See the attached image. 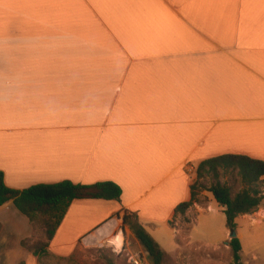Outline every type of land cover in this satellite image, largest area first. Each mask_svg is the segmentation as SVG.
I'll return each mask as SVG.
<instances>
[{
  "label": "crops",
  "instance_id": "0c3cea01",
  "mask_svg": "<svg viewBox=\"0 0 264 264\" xmlns=\"http://www.w3.org/2000/svg\"><path fill=\"white\" fill-rule=\"evenodd\" d=\"M223 155L264 161V0H0L6 186L111 183L122 192L73 201L42 261L22 247L29 219L7 203L0 264L68 260L108 243L126 215L168 255L178 247L172 224L195 214L193 226L219 235L196 245H229L212 194L176 215L198 166ZM235 225L252 255L240 263L264 264V203Z\"/></svg>",
  "mask_w": 264,
  "mask_h": 264
},
{
  "label": "trees",
  "instance_id": "16d2710c",
  "mask_svg": "<svg viewBox=\"0 0 264 264\" xmlns=\"http://www.w3.org/2000/svg\"><path fill=\"white\" fill-rule=\"evenodd\" d=\"M197 181L191 188V201L181 204L176 215L185 213L198 202L202 190L208 191L224 210L227 228L235 230L240 216L255 213L264 203V161L246 156L223 155L203 161L196 170ZM210 177L214 183L202 188L200 181ZM236 180L240 191L233 196V188L222 180ZM121 189L111 183L92 186L61 182L53 185H36L24 191L8 188L0 172V208L13 201L17 210L26 216L33 229L31 238L22 242V247L41 261L49 257V248L71 203L82 199L119 200ZM124 226L148 253L150 264H163L167 253L140 225L135 216L124 217ZM42 231L44 240L36 239L35 231ZM233 264H241L242 246L238 238L229 243Z\"/></svg>",
  "mask_w": 264,
  "mask_h": 264
},
{
  "label": "rangeland",
  "instance_id": "374dc122",
  "mask_svg": "<svg viewBox=\"0 0 264 264\" xmlns=\"http://www.w3.org/2000/svg\"><path fill=\"white\" fill-rule=\"evenodd\" d=\"M197 181V176L195 182ZM228 182L233 188V196L240 191L238 182L231 178L222 180ZM202 188H209L214 181L210 177H205L200 182ZM202 192H208L202 190ZM209 193V192H208ZM202 203H206V199L198 198ZM221 217L220 215H216ZM197 219V215H191L189 218L182 217L174 221L172 227L176 230L178 247L176 252L171 255H166L163 264H233V255L229 245H222L218 249H207L203 246L196 245L198 243H214L217 241V232L215 231L212 236L206 230L208 226H193ZM220 226H214L219 228ZM195 231L192 232V229ZM119 243L124 244V251L119 254L114 251V246L105 243V241L88 247L83 245L82 248L68 260L55 261L54 264H131L130 256L140 254L146 256L148 261V253L144 251L140 243L135 239L129 228L120 226L118 230ZM36 239L44 240L42 231L37 229L35 231ZM117 234H115L116 236ZM230 238V237H229ZM97 240H99L97 238ZM230 240V239H229ZM162 241H169L163 239ZM229 242V241H228ZM165 243V242H163ZM221 243V242H219ZM165 250L172 251L171 247L164 246ZM242 257L245 261L251 262L252 255L250 252L249 244L245 245ZM149 262V261H148Z\"/></svg>",
  "mask_w": 264,
  "mask_h": 264
},
{
  "label": "built area",
  "instance_id": "2783aa9c",
  "mask_svg": "<svg viewBox=\"0 0 264 264\" xmlns=\"http://www.w3.org/2000/svg\"><path fill=\"white\" fill-rule=\"evenodd\" d=\"M107 244L114 246V251L115 252L118 251L119 254H121L124 251V244L119 243V235L118 234L116 236H114L112 239H110ZM129 260H130L131 264H150L147 261L146 256H143L140 254L131 255Z\"/></svg>",
  "mask_w": 264,
  "mask_h": 264
},
{
  "label": "water",
  "instance_id": "95a60500",
  "mask_svg": "<svg viewBox=\"0 0 264 264\" xmlns=\"http://www.w3.org/2000/svg\"><path fill=\"white\" fill-rule=\"evenodd\" d=\"M230 239L233 240L235 238H237V233L235 230H231L230 231V235H229Z\"/></svg>",
  "mask_w": 264,
  "mask_h": 264
},
{
  "label": "bare ground",
  "instance_id": "6f19581e",
  "mask_svg": "<svg viewBox=\"0 0 264 264\" xmlns=\"http://www.w3.org/2000/svg\"><path fill=\"white\" fill-rule=\"evenodd\" d=\"M97 238H98V237H97ZM97 238H96V239H93V241H92V242H95V241L97 242ZM94 240H95V241H94ZM88 243H89V244H91V242H90V241H89Z\"/></svg>",
  "mask_w": 264,
  "mask_h": 264
}]
</instances>
